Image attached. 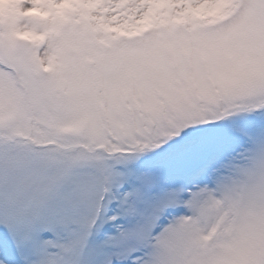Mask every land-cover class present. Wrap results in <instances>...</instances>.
<instances>
[{
  "label": "snow or ice",
  "instance_id": "6c2138e0",
  "mask_svg": "<svg viewBox=\"0 0 264 264\" xmlns=\"http://www.w3.org/2000/svg\"><path fill=\"white\" fill-rule=\"evenodd\" d=\"M0 264H264V0H0Z\"/></svg>",
  "mask_w": 264,
  "mask_h": 264
}]
</instances>
